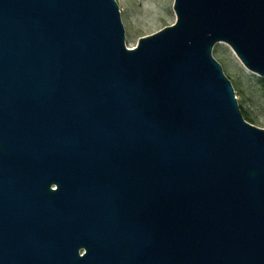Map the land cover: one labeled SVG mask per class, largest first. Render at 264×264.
<instances>
[{"label":"water","instance_id":"water-1","mask_svg":"<svg viewBox=\"0 0 264 264\" xmlns=\"http://www.w3.org/2000/svg\"><path fill=\"white\" fill-rule=\"evenodd\" d=\"M0 0V264H264V128L212 56L264 76V0ZM56 186V188H54Z\"/></svg>","mask_w":264,"mask_h":264},{"label":"rangeland","instance_id":"rangeland-1","mask_svg":"<svg viewBox=\"0 0 264 264\" xmlns=\"http://www.w3.org/2000/svg\"><path fill=\"white\" fill-rule=\"evenodd\" d=\"M174 0H116L124 27L125 44L136 46L141 36L151 34L175 21ZM212 56L230 80L243 117L264 128V76L246 68L229 45L217 42Z\"/></svg>","mask_w":264,"mask_h":264},{"label":"flooded vegetation","instance_id":"flooded-vegetation-1","mask_svg":"<svg viewBox=\"0 0 264 264\" xmlns=\"http://www.w3.org/2000/svg\"><path fill=\"white\" fill-rule=\"evenodd\" d=\"M54 188H56V186Z\"/></svg>","mask_w":264,"mask_h":264}]
</instances>
